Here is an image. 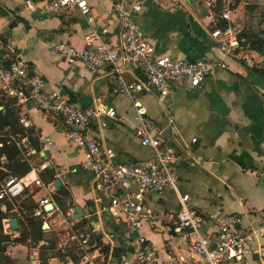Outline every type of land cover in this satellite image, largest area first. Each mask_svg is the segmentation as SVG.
Wrapping results in <instances>:
<instances>
[{
  "label": "crops",
  "instance_id": "0c3cea01",
  "mask_svg": "<svg viewBox=\"0 0 264 264\" xmlns=\"http://www.w3.org/2000/svg\"><path fill=\"white\" fill-rule=\"evenodd\" d=\"M86 1L91 11V25L105 40H113L118 22L117 8H128L130 0ZM138 1L140 9L132 17L152 42L155 53L224 62L223 67L216 65L210 69L195 87L172 86L162 99L155 90L139 95L146 115L156 124L157 135L175 149L178 192L187 193L202 214L199 226L202 234L216 229L212 216L216 213L237 215L240 231L257 226L264 220V72L261 73L263 67L258 66L263 59L262 53L250 48L245 58L240 56L241 51L223 55L208 35L211 23L202 6L182 5L178 0ZM41 4L42 0H0L3 10L0 34L6 36L7 44L27 63L30 71L41 77L44 90L57 89L69 98L70 93V99L80 106L90 103L95 95L112 105L116 118L106 119V125L102 127L92 123L90 134L113 149L117 162H144L153 151L141 145L134 134L137 117L131 102L124 95L110 92L114 75L109 67L91 72L81 62L68 64L52 51V45L57 41L82 45L89 24L73 7L57 14L31 9ZM19 17L27 22V27ZM232 17L235 24L258 32L264 28V0H243L237 4ZM123 75L126 80L134 78L129 69L123 70ZM26 114L32 137L42 141V149L49 152L46 159L37 155L45 166L51 164L53 177H59V186H63L69 195L63 197L69 206L62 214L50 193L53 192L49 189L52 180L46 186L30 180L25 187L34 202L46 196L55 205L50 212L40 216L47 223L44 233H50L58 254L49 256L47 264L78 263L80 256L75 251L80 240L72 238L68 231L73 222L83 219L86 222L82 229L88 237L81 243V249L94 254L99 261L109 256L110 264H118L111 255V247L117 242L121 254L131 256L132 238L136 234H143L151 243L158 264H165L168 255L191 257L187 229L178 227L175 221L178 207L175 191L145 194L143 201L151 208L152 217L137 229H129L122 215L111 214L104 208L107 194L99 190L101 200L94 199L99 193L93 186V173L81 165L83 149L69 143L55 122L32 103L28 104ZM28 174L37 177L34 169ZM32 184H36L35 190L31 188ZM10 199L18 201L16 197ZM74 204L83 214L72 220ZM17 225L16 230H11L18 234V222ZM11 233L8 234L12 236ZM97 233L99 238L95 237ZM67 235L72 240L64 239ZM16 243H8L9 246L4 248L9 258L17 245L24 248L25 260L29 253L37 252L32 244ZM75 244L71 252L78 256L77 260L71 258L68 249ZM102 246L103 250L100 249ZM262 248L256 240L245 244L244 257L248 264H259Z\"/></svg>",
  "mask_w": 264,
  "mask_h": 264
},
{
  "label": "built area",
  "instance_id": "2783aa9c",
  "mask_svg": "<svg viewBox=\"0 0 264 264\" xmlns=\"http://www.w3.org/2000/svg\"><path fill=\"white\" fill-rule=\"evenodd\" d=\"M242 1L178 0L182 5L192 3L206 9L211 23L208 35L223 55L241 51L240 56L245 58L246 51L250 49L249 42L240 33L243 26L235 24L232 17L237 4ZM68 7L77 9L89 24V30L82 45L57 41L52 45V51L68 64L81 62L91 72L109 67L114 75L110 92L124 95L131 102L137 117L133 125L134 134L141 145L152 149L153 154L144 162H117L113 149L90 134L92 123L102 127L106 125V119L116 118L113 106L98 95L93 96L87 105L80 106L57 89L44 90L41 77L32 73L15 52L7 64L0 57V95L12 98L19 107L18 122L21 126L30 125L26 114L29 103L49 116L69 143L83 149L81 165L93 173V186L99 193L94 199L101 200L100 192L107 194L104 208L111 214L122 215L129 229H137L152 217L151 208L143 201L145 194L151 191H175L178 201L175 221L178 227L187 229L191 257L186 259L168 255L165 264H222L228 261L232 264H248L244 250L245 244L252 240L262 245L258 261L264 264V220L253 228L240 231L237 215L216 213L211 214L216 229L207 234L200 232L202 214L194 207L187 193L177 190L175 149L157 135L155 122L146 115L145 107L139 101V95L145 91L155 90L162 99L169 94L172 86L195 87L210 69L216 65L223 67L224 62L204 57L185 59L172 57L168 53H155L152 42L132 17L140 9L138 0L128 1L126 9L117 8L118 22L115 37L111 41L105 40L91 25V11L86 0H42L38 8L31 9L39 13L57 14ZM256 35L264 38V32H256ZM258 66L264 67V59ZM125 69L134 73L132 80L124 78ZM10 138L20 148L30 147L26 134L19 135L17 140L14 135H10ZM29 175L28 172L22 176L8 173L0 178V200L19 195L30 180L40 184L37 177L31 178ZM48 203L50 207L45 209L44 205ZM54 206L51 199L41 196L35 201L31 214L42 216ZM1 230L4 233L13 232L12 236L17 235L11 230L7 217L1 219ZM71 234L72 238L80 240V246L75 251L80 256L77 264H110L109 256L99 261L94 254L81 249V243L88 237L87 233ZM132 240L131 256L120 254L118 264H158L156 252L143 234L134 235ZM22 244L31 245L27 239ZM24 264H39L37 252L29 253Z\"/></svg>",
  "mask_w": 264,
  "mask_h": 264
},
{
  "label": "trees",
  "instance_id": "16d2710c",
  "mask_svg": "<svg viewBox=\"0 0 264 264\" xmlns=\"http://www.w3.org/2000/svg\"><path fill=\"white\" fill-rule=\"evenodd\" d=\"M2 13L3 10L0 9V14ZM19 18L23 22V26L27 27V22L21 17ZM262 32H264V28L258 31V33ZM240 33L245 36L246 41L249 42L250 48L261 52L264 59V49H262V47H264V38L257 36L255 31H252L247 27H244ZM14 53L15 50L6 42V36L0 34V57H2L4 64H7L11 60ZM25 65L27 66L26 62ZM260 72H264V67ZM69 95L70 98H72L70 93ZM0 104L2 105V109H0V178L8 173L22 176L30 170L31 165L27 160V157L21 153V148L16 144L15 140L10 138V135H14L17 140L19 135L31 134L32 130L29 127L21 126L18 122L19 107L14 104L12 98L0 95ZM39 170L37 177L41 184L48 183L54 178V172L51 168L44 166ZM56 191L61 197L68 193L63 186H59ZM16 198V201L18 200L17 202H14L15 200L11 199L0 200V264H6L7 260L9 261L8 255L4 253L5 244H14L16 242L22 243L25 239H27L30 244L37 247L39 264H47L48 257L57 254L54 249L55 241L51 237H49V239L44 238L46 233H44L43 228H41L43 218L31 214L35 206V202L31 198V193L24 188ZM54 199L59 201V198L56 196H54ZM1 205H3V208ZM67 206L69 205H65L60 209L62 214L66 212ZM11 216H14L19 224L18 234L13 237L1 230V219L4 217L9 218ZM84 222H86L84 219L83 221H75L72 223L71 227L75 232L84 233V229H82ZM42 242H46V244H43ZM75 246L76 244L71 245L68 248L69 254H71L70 256L73 260H77L78 257L75 253L71 252ZM103 248L104 246L100 247L101 250H103ZM40 250L44 251L42 255L39 253ZM120 254L121 246L120 243L117 242L111 247V255L118 261Z\"/></svg>",
  "mask_w": 264,
  "mask_h": 264
},
{
  "label": "rangeland",
  "instance_id": "374dc122",
  "mask_svg": "<svg viewBox=\"0 0 264 264\" xmlns=\"http://www.w3.org/2000/svg\"><path fill=\"white\" fill-rule=\"evenodd\" d=\"M21 153L27 157V160L29 161V163L31 165L30 170L34 169L36 174L39 173V171H40L39 169H41L42 167H44L46 165L45 163H43L41 157L37 155V152H32L31 148L28 147V146L22 147L21 148ZM42 184L46 186V183L45 184L42 183ZM35 185L36 184H32L31 185V188L34 189V190L37 188ZM49 189L51 191H53V192H50L51 196H52V199L56 202V204L58 206V209L60 210L62 207H64L66 205L65 200L63 198L64 196L61 197V195L54 189V187L52 185L49 186ZM54 196L58 197L59 201L55 200ZM72 232L78 233V232H75L73 229H71V230L69 229V231H68L69 235ZM49 237H50V233H46L44 238L49 239ZM55 238L58 239L57 236H55ZM64 239H68L67 241L72 240V239L68 238V235H67V238H64ZM15 244H17V243H14L12 245H15ZM5 246H9V244L6 243ZM43 252H44L43 250L39 251V253L41 255H42ZM24 255H25V252H24V248L22 246H20V245L14 246L13 249L11 250V252H10V257L11 258H9V261L6 259L7 260L6 264H24V262H25Z\"/></svg>",
  "mask_w": 264,
  "mask_h": 264
},
{
  "label": "water",
  "instance_id": "95a60500",
  "mask_svg": "<svg viewBox=\"0 0 264 264\" xmlns=\"http://www.w3.org/2000/svg\"><path fill=\"white\" fill-rule=\"evenodd\" d=\"M26 138L29 142V145L31 147V151L32 152H37L43 159H46L49 155V152L47 149H42V141H36L31 134H27L26 135ZM47 166L49 168H51V164L50 163H47ZM60 184V179L58 176H54V178L52 179L50 185H52L54 188H57ZM69 197V195H67ZM70 199L68 200V204L70 203ZM48 207H50V203L46 204L44 206L45 209H47ZM73 210H74V213L71 215V219H75L79 216H81L83 213L80 211L79 207L77 205H73ZM8 222H9V226L12 230H16L17 229V222H16V218L14 216H11L8 218ZM47 227V223L45 220L42 221L41 223V228H46ZM100 234L97 233L95 235L96 238H99ZM46 244V243H44Z\"/></svg>",
  "mask_w": 264,
  "mask_h": 264
}]
</instances>
